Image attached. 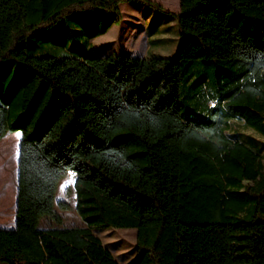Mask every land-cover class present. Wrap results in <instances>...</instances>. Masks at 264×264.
I'll use <instances>...</instances> for the list:
<instances>
[{
  "label": "trees",
  "instance_id": "1",
  "mask_svg": "<svg viewBox=\"0 0 264 264\" xmlns=\"http://www.w3.org/2000/svg\"><path fill=\"white\" fill-rule=\"evenodd\" d=\"M122 1L0 0V65L17 63L0 68V138L19 131L0 262L264 264V0H140L176 17L171 56L24 50L32 30L109 9L84 45ZM69 170L83 225L54 208ZM111 226L135 227L131 262L94 232Z\"/></svg>",
  "mask_w": 264,
  "mask_h": 264
},
{
  "label": "rangeland",
  "instance_id": "2",
  "mask_svg": "<svg viewBox=\"0 0 264 264\" xmlns=\"http://www.w3.org/2000/svg\"><path fill=\"white\" fill-rule=\"evenodd\" d=\"M177 11L179 0H153ZM122 21L113 22L107 30L91 37L88 43L83 42L88 30L98 31L108 20L109 9H82L74 14L64 15L62 19L51 25L32 30L25 38L24 50L32 54L76 53L78 48L100 53L116 49L122 52L124 45L133 51L145 54L175 55L178 46V24L176 17L169 12L155 8L140 0H125L120 2ZM144 29V32L142 30ZM127 31V33H126ZM137 33L142 37L135 39ZM76 47V48H75ZM15 61L9 65L2 64L0 68L14 70ZM243 131H251L240 126ZM19 131L6 132L0 138V225L10 226L14 223V206L16 193L17 158ZM75 173L71 170L58 181L55 193V210L61 215L63 224L83 225V221L75 209L74 192ZM66 204V207H62ZM46 223V219L42 220ZM94 232L102 243L111 250L120 262H131L135 254V227H98ZM0 264H8L0 262Z\"/></svg>",
  "mask_w": 264,
  "mask_h": 264
},
{
  "label": "crops",
  "instance_id": "3",
  "mask_svg": "<svg viewBox=\"0 0 264 264\" xmlns=\"http://www.w3.org/2000/svg\"><path fill=\"white\" fill-rule=\"evenodd\" d=\"M123 19H121V21H122ZM107 30V29H106ZM105 30V31H106ZM142 30H143V32H144V29H143V27H142ZM104 31V32H105ZM126 33H127V31H126ZM140 36L142 37V35L140 34V33H137V35L135 36L136 38L135 39H137V38H140ZM112 50H114V51H116V49L114 48V49H112ZM134 49H130L127 45H124L123 46V49L121 50L122 52H126V53H128V54H131V55H144L145 53H146V51L144 52V53H141V52H137V51H133ZM14 212H15V206H14ZM14 216H15V213H14ZM14 221H15V218H14ZM14 225V223L12 224V225H10V226H5V227H11V226H13ZM1 226V225H0Z\"/></svg>",
  "mask_w": 264,
  "mask_h": 264
}]
</instances>
